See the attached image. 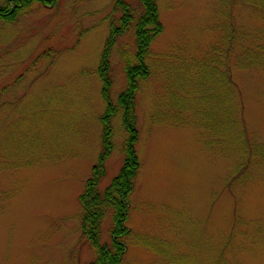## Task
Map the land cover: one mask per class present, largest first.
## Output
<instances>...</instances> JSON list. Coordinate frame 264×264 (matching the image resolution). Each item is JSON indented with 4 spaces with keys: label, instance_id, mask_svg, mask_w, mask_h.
<instances>
[{
    "label": "rangeland",
    "instance_id": "374dc122",
    "mask_svg": "<svg viewBox=\"0 0 264 264\" xmlns=\"http://www.w3.org/2000/svg\"><path fill=\"white\" fill-rule=\"evenodd\" d=\"M127 1L135 18L110 54L115 103L144 10ZM157 4L163 31L135 98L141 168L122 264H264V0ZM122 15L115 0H59L0 20V264L96 259L79 196L102 149L99 66ZM121 113L101 192L123 165ZM238 128L247 139H233ZM248 142L263 155H246Z\"/></svg>",
    "mask_w": 264,
    "mask_h": 264
},
{
    "label": "trees",
    "instance_id": "16d2710c",
    "mask_svg": "<svg viewBox=\"0 0 264 264\" xmlns=\"http://www.w3.org/2000/svg\"><path fill=\"white\" fill-rule=\"evenodd\" d=\"M57 1L59 0H4L3 4H0V20L12 23L16 21L25 9L30 8L35 3L53 5ZM140 2L144 10L136 21L137 51L132 58L128 56L124 57L128 85L118 97L117 103L111 98L113 77L111 74L110 54L116 44L117 36L122 34L135 18L127 0H115V5L121 8L123 15L120 18V23L116 24L114 21L112 22L111 31L99 66V75L103 82L102 95L106 101V109L101 115L103 126L102 149L98 162L93 166L92 174L86 181L85 189L79 196V201L83 208L82 232L87 237L91 246L96 250L97 256L94 261L85 264H122L127 251L125 238L130 233V229L127 226L130 197L135 190L136 178L141 168L136 147L139 132L136 126L135 98L139 91V81L146 80L150 74V68L146 61L150 45L163 31V23L160 19L157 0H140ZM262 51H264V47H262ZM255 57L252 56V59L254 61L258 60ZM120 110H122L121 120L123 126L128 133L123 143L124 161L119 173L105 190L101 192L99 185L107 174L106 162L114 149L112 122L119 115ZM234 118L231 119L228 116V121H230L229 132ZM238 130L241 134H232L233 139H247L243 128H238ZM258 149H255V145L248 142L245 153L248 156L251 154L263 155V153L258 152ZM248 166L249 162L242 164V173L248 170ZM109 216L112 217L113 221L109 228L111 241L110 243H102V225Z\"/></svg>",
    "mask_w": 264,
    "mask_h": 264
}]
</instances>
